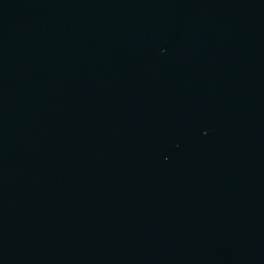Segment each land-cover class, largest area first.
Returning a JSON list of instances; mask_svg holds the SVG:
<instances>
[{"label":"water","instance_id":"water-1","mask_svg":"<svg viewBox=\"0 0 264 264\" xmlns=\"http://www.w3.org/2000/svg\"><path fill=\"white\" fill-rule=\"evenodd\" d=\"M0 264H264V0H0Z\"/></svg>","mask_w":264,"mask_h":264}]
</instances>
